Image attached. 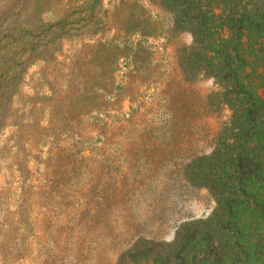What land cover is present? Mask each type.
<instances>
[{"label":"rangeland","instance_id":"1","mask_svg":"<svg viewBox=\"0 0 264 264\" xmlns=\"http://www.w3.org/2000/svg\"><path fill=\"white\" fill-rule=\"evenodd\" d=\"M71 63L55 163L27 111ZM3 90L0 264H264V0H0Z\"/></svg>","mask_w":264,"mask_h":264},{"label":"trees","instance_id":"2","mask_svg":"<svg viewBox=\"0 0 264 264\" xmlns=\"http://www.w3.org/2000/svg\"><path fill=\"white\" fill-rule=\"evenodd\" d=\"M241 42V39L240 41ZM239 58V52L237 54ZM73 67V72H71L66 80L64 81V86L66 87L65 91L63 93L67 94V97L65 100H58L54 101L52 100V106H46L44 103L38 102L32 103L29 105V109L27 111V138L32 139L33 143L37 140L38 136L41 134H45V131H49L50 134H45V140L48 142L50 141V147H51V155L53 162H58L59 155L62 154L61 144L64 142L62 138L64 137H70L72 136L73 130L78 128L80 126V114L77 113L78 105L84 101L81 100V98L78 97L79 93H85L84 99H91L90 96L94 95L93 89L95 88L90 82L88 75H85L83 71H81V68H83V65L80 64V66L77 68L75 64L71 63V68ZM78 70V75L76 71ZM237 72V71H236ZM96 90H100L99 88H95ZM5 90L0 91V109H1V102H2V96L4 95ZM252 97H257L256 93L254 91L251 92ZM9 105H13V102L8 101V107ZM44 115L45 118H47V124L48 126L46 128H41L40 123L42 120V116ZM5 118V117H4ZM2 115H0V136L1 132L4 128L8 126V121L10 120L11 126H16L15 123L12 121V119H4ZM31 130V134L28 132ZM77 134V133H76ZM80 137V136H79ZM57 175H55L54 178H56ZM29 179L27 178V187H31L28 185ZM56 183V182H55ZM103 184V183H102ZM99 185V189H101L100 194L97 195V198L99 200L98 206L100 208H109L111 203L113 201H118L119 197H122V199L125 198V196H118L115 191L117 190L120 192V189L117 185V187L113 183H107V187L104 185ZM53 185V181H52ZM89 185L94 186L95 183L88 182L86 183L85 187H88ZM136 185V184H135ZM116 187V188H115ZM115 188V189H114ZM37 189H40L37 187ZM93 189V188H92ZM109 192V194H108ZM41 195H46L45 193ZM49 196V195H48ZM52 197V196H51ZM59 198H62L61 196ZM88 195H85L82 197V199H87ZM80 210H86L84 205L80 206ZM79 219L81 217L80 213L78 214ZM77 219V218H76ZM76 221V220H75Z\"/></svg>","mask_w":264,"mask_h":264}]
</instances>
